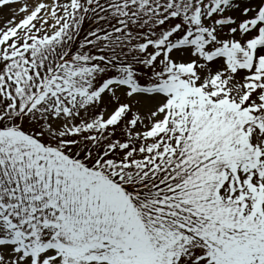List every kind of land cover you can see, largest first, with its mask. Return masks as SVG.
<instances>
[{
    "label": "snow or ice",
    "instance_id": "obj_1",
    "mask_svg": "<svg viewBox=\"0 0 264 264\" xmlns=\"http://www.w3.org/2000/svg\"><path fill=\"white\" fill-rule=\"evenodd\" d=\"M0 264H264V0H0Z\"/></svg>",
    "mask_w": 264,
    "mask_h": 264
}]
</instances>
